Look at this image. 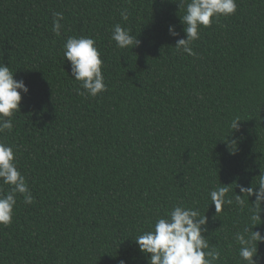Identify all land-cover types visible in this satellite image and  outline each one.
<instances>
[{
    "label": "trees",
    "instance_id": "trees-1",
    "mask_svg": "<svg viewBox=\"0 0 264 264\" xmlns=\"http://www.w3.org/2000/svg\"><path fill=\"white\" fill-rule=\"evenodd\" d=\"M179 3L0 0V64L29 88L0 140L34 198L18 194L12 223L0 225V264H148L134 240L177 204L208 216L217 264H245L235 234L251 226L255 197L217 214L209 193L226 185L242 195L237 184L264 173V0H236L235 14L201 26L195 56L175 48L186 39ZM53 12L64 15L60 36ZM116 24L140 45L117 48ZM70 36L96 41L107 87L97 97L78 94L64 57ZM253 230L264 235V224Z\"/></svg>",
    "mask_w": 264,
    "mask_h": 264
},
{
    "label": "clouds",
    "instance_id": "clouds-1",
    "mask_svg": "<svg viewBox=\"0 0 264 264\" xmlns=\"http://www.w3.org/2000/svg\"><path fill=\"white\" fill-rule=\"evenodd\" d=\"M180 9L185 8V14L180 17L184 25L185 38H178L175 48L178 52L195 56L191 45L200 38V28L210 26L219 16H230L237 11L236 0H180ZM53 29L56 36H60L64 20L62 12H53ZM121 19L127 21V9L121 12ZM169 35L179 37L175 26H169ZM111 39L116 42L117 48L134 49L140 45L137 36L121 24H116L112 30ZM64 57L71 63V76L84 89L79 95L97 97L107 91L102 73L103 61L96 41L90 37L70 36L64 44ZM22 94H29V88L23 80H17L9 66L0 64V136L14 129L13 117L20 111ZM240 117H235L230 129L239 130ZM232 131V132H233ZM232 152L237 149L236 141L228 142ZM0 181L10 186L5 191L0 186V225H10L17 204V195L24 197L25 204L34 202L28 182L18 170L14 147L0 140ZM240 194L229 196L230 186L222 185L210 191L209 196L216 213L222 212L225 205L235 204L245 207L250 198L249 222L241 232L235 234L239 244V256L245 264H257L258 246L264 243V235L253 229L264 224V173L259 176L258 182L250 187L238 185ZM208 216L202 215L198 210L180 204L175 205L166 214L155 220L153 230L137 235L135 243L139 250L148 258V264H217L220 261V252L210 248L205 238ZM123 264V261L121 262Z\"/></svg>",
    "mask_w": 264,
    "mask_h": 264
}]
</instances>
